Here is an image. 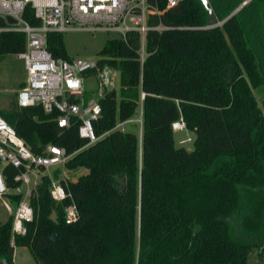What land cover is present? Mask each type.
I'll return each mask as SVG.
<instances>
[{
    "label": "trees",
    "instance_id": "trees-1",
    "mask_svg": "<svg viewBox=\"0 0 264 264\" xmlns=\"http://www.w3.org/2000/svg\"><path fill=\"white\" fill-rule=\"evenodd\" d=\"M209 2L220 25L207 27L199 0L170 8L145 0L144 45L133 29L106 40L97 63L119 72V90L100 101L97 141L79 136L77 120L59 127L40 106L0 110L34 153L63 147L71 155L64 167L77 172L61 180L71 195L61 202L41 178L24 235L11 215L0 224L1 262L14 264L16 246L37 264H248L254 248L264 255V114L255 94L264 93V0ZM22 18L41 23L31 5ZM25 45L23 32H0V57ZM46 48L70 58L62 32H47ZM140 108V136L117 127ZM180 118L195 134L192 150L175 144ZM2 172L16 186L17 169ZM7 197L14 206L21 198ZM72 201L78 219L67 224Z\"/></svg>",
    "mask_w": 264,
    "mask_h": 264
},
{
    "label": "built area",
    "instance_id": "built-area-1",
    "mask_svg": "<svg viewBox=\"0 0 264 264\" xmlns=\"http://www.w3.org/2000/svg\"><path fill=\"white\" fill-rule=\"evenodd\" d=\"M165 1L167 8L174 7L179 2ZM121 4V0H0V16L5 19L6 15H10L16 20L15 24L7 22V26H0V32L20 31L26 37L24 51L16 54L25 60L27 72L25 82L17 90L16 104L19 107L40 106L45 113H55L54 120L59 127H69L77 120L79 136L86 139L88 144L97 141L100 137L94 131L93 122L101 115V99L107 92L116 89L119 72L108 65L99 67L97 60L54 58L46 48V34L49 31L66 30L69 16L80 22L90 14L97 15L102 20H110ZM27 5H31L40 20L38 26H33L22 18ZM134 8L137 11L128 12L131 26H109L107 30H115L122 35L127 30L138 31L144 45V34L150 29L146 25L145 0L133 5L132 9ZM141 56L143 57V51ZM88 76L94 77V85L91 88L85 85V78ZM143 98L142 93L141 99ZM129 121L131 120L125 122ZM139 122L142 126L141 108ZM123 123H119L117 127ZM172 128L185 129L183 119L175 121ZM70 156L63 147L53 144L46 145L40 153H34L0 114V199L7 200L3 203L10 211L12 203L7 194L13 193L21 197L11 213L14 233L24 235L25 222L33 219L30 200L38 183L32 181L31 175L36 179L41 170L62 167ZM6 164L17 169L14 187H9L5 181L2 167ZM47 175L51 180L50 194L56 202L71 196L61 183L64 178H53L49 173ZM77 219L78 209L72 201L64 208V220L65 223L72 224Z\"/></svg>",
    "mask_w": 264,
    "mask_h": 264
},
{
    "label": "rangeland",
    "instance_id": "rangeland-1",
    "mask_svg": "<svg viewBox=\"0 0 264 264\" xmlns=\"http://www.w3.org/2000/svg\"><path fill=\"white\" fill-rule=\"evenodd\" d=\"M121 1V7L119 8V10H117V12L114 13V17H111L110 20H105L106 18L102 20V18L98 17L97 15L90 14L86 18H84L82 22H80L79 20L74 21V18L68 15L69 24L66 30L62 32V34L66 52L70 58H83L96 61L98 58V52L101 50L107 39L122 37V34L120 32L115 30H107V28L109 26L118 27L120 25L131 26L132 22L129 20L130 14H128V12L131 13L133 10L132 6L139 3L140 0ZM26 77L27 72L25 67V60L23 58L18 57L16 54H8L0 57L1 111H3L4 113H13L17 109L16 93L17 90H19V88L25 82ZM85 85L87 88L93 87L94 77H86ZM116 89L119 90V81L116 85ZM255 94L264 114V106L262 105L264 93L256 92ZM139 119L140 110L130 119L131 121L125 123L122 126H119V128L133 131L138 136H140L141 125ZM194 138L195 134L191 131H188L186 129L174 130V140L176 146H183L188 150H192L194 148ZM48 173L53 178H64L66 180L74 179V177L77 175V172L67 170L64 166H55L49 168V170H41L39 172V177H37L36 179L33 177V175H31L32 181L40 183L41 178ZM33 182L31 183V186H33ZM4 201L7 200L5 198L0 199V224L4 223L11 215L13 210H15V206L13 204L10 206L11 210H7L4 206ZM258 251L259 250L257 248H254L252 250L248 264H264V255H260ZM15 264L37 263L31 255L28 247L16 246Z\"/></svg>",
    "mask_w": 264,
    "mask_h": 264
},
{
    "label": "water",
    "instance_id": "water-1",
    "mask_svg": "<svg viewBox=\"0 0 264 264\" xmlns=\"http://www.w3.org/2000/svg\"><path fill=\"white\" fill-rule=\"evenodd\" d=\"M201 2V4L203 5L204 9L207 11L208 13V17H207V27H213V26H217L222 22L218 21V18L216 16V14L214 13L209 0H199ZM246 4V1L243 3V5ZM236 12V10L232 13L234 14ZM6 21L9 24H15L16 20L10 16V15H6L5 16ZM0 264H4L3 262L0 261Z\"/></svg>",
    "mask_w": 264,
    "mask_h": 264
},
{
    "label": "crops",
    "instance_id": "crops-1",
    "mask_svg": "<svg viewBox=\"0 0 264 264\" xmlns=\"http://www.w3.org/2000/svg\"><path fill=\"white\" fill-rule=\"evenodd\" d=\"M125 123H127V122H125ZM125 123H123L122 125H124ZM121 125V126H122ZM15 249H16V247H15ZM13 262H14V264H15V250H14V256H13Z\"/></svg>",
    "mask_w": 264,
    "mask_h": 264
}]
</instances>
